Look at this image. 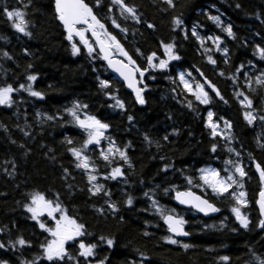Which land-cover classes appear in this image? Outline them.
I'll return each mask as SVG.
<instances>
[{"label":"trees","instance_id":"obj_1","mask_svg":"<svg viewBox=\"0 0 264 264\" xmlns=\"http://www.w3.org/2000/svg\"><path fill=\"white\" fill-rule=\"evenodd\" d=\"M85 2L141 68L147 67L146 57L152 52L157 58H166L161 42L174 44L180 59L169 61L166 69L145 72L141 83V87L147 86L142 93L145 103L140 104L110 73L97 49L89 56L74 38L80 51L73 55L54 0H0V87L11 84L17 89L10 107L0 105V243L4 244L0 261L53 264L41 248L51 235L24 207L30 203L29 194L40 191L58 201L69 217L84 225L86 233L67 243V254L58 264H260L264 228L259 224L256 202L263 185L256 165L264 169V120L260 119L264 116V84L256 79L264 80V59L257 53V46L264 48V0H173L175 7L165 0H124L135 8L138 19L121 15L120 6L112 0ZM5 7L24 13L31 35L13 27ZM174 17L182 20L180 26L174 25ZM211 17H219L220 23ZM113 19L119 28L112 24ZM228 25L232 36L224 30ZM193 28L203 44L192 35ZM217 36L218 46L208 39ZM208 56L216 63H210ZM181 72L194 86L210 81L220 95L206 85L210 102L200 103L180 83ZM29 75L37 79L29 82ZM101 80H107L109 86L102 88ZM29 83L43 96H31L19 87ZM106 93L123 101L124 108L115 107V100ZM244 96L252 101L250 108L241 104ZM76 102L87 105L80 110L82 118L87 113L109 124L105 137L128 156L127 162L118 155L110 157L111 163L105 161L99 153L108 139L84 150L96 169L92 174L98 179L92 184L104 185L96 194L89 191V172L76 167L78 161L68 151L80 148L86 139V133L65 111ZM208 111L221 124L230 122L225 137L211 135ZM247 111L256 117L251 124L244 116ZM69 139L72 144L67 143ZM212 144L217 146L215 152ZM229 160L239 163L246 175L239 177L233 165L225 163ZM116 166L124 175L106 178ZM205 167L217 168L221 175L230 169L243 184V188L234 185L229 192L246 193L247 205L241 206V212L248 219L247 227L232 213L235 200L229 193L217 195L206 186L197 187L203 184L199 169ZM189 189L214 204L217 215L204 217L178 207L175 193ZM129 196L131 205L126 203ZM153 199L183 217L187 238L173 237L177 244L163 239L171 234L153 207ZM110 203L116 205L115 211ZM39 219L46 227L52 225L45 215ZM100 237L112 239L113 244L109 246ZM18 238L28 243L19 245ZM80 239L96 244L92 256L79 254ZM183 244L189 247L185 249ZM222 256L229 259L223 261Z\"/></svg>","mask_w":264,"mask_h":264},{"label":"snow or ice","instance_id":"obj_2","mask_svg":"<svg viewBox=\"0 0 264 264\" xmlns=\"http://www.w3.org/2000/svg\"><path fill=\"white\" fill-rule=\"evenodd\" d=\"M54 2L57 19L63 24V27L66 30V39L71 43L73 55L79 53L80 51L77 42L74 41V37L78 38L79 44H82L84 48H86L89 56H91L92 53L96 51V47H94V45L98 46V55L107 62V66L109 68H111L123 78L127 84V87L132 89L135 93L136 100L140 104L145 103L142 93L144 88L147 86L144 85L143 87H140L138 85L142 83L145 72L149 71V69H166L169 65V61L180 59V57L174 51V44L161 42V46L164 50V57L166 58H157V53L152 52L146 57L147 67L141 68L136 64V61L133 60L132 57L129 56V54L124 50L123 46L116 39V37L107 31L105 25L101 23V21L93 13V9L89 6V4L85 3V0H54ZM112 2L120 6L121 15L128 14L132 19H138L135 8L124 3V0H112ZM165 2L169 7H175L173 0H165ZM97 4H99V0H97ZM3 11L9 20H14L13 27L17 31L24 33L25 35H31V33L27 31L28 21L25 19L24 13L22 11L19 9L8 10L7 7H5ZM211 19L215 20L218 24L220 23L219 17H211ZM173 23L175 26H180L182 24V20L179 17H174ZM112 24L117 28L120 27V25L117 24L114 19L112 20ZM77 25H80V27ZM149 27H152V25H149ZM121 30L123 31L124 29ZM224 30L229 36L233 35L231 25H228ZM89 32L94 38L93 41H90L87 36V33ZM192 35L195 36L197 40H200L201 44H203L204 41L197 35L195 28L192 30ZM208 39H213L214 42L217 43V46L219 45L220 37H208ZM223 51L226 53L228 50L227 48H224ZM137 52H139V49H137ZM257 53L262 59H264V48L257 46ZM4 54L7 55V53ZM117 55L126 58V62L124 59H117ZM157 59L158 62H154ZM208 60L212 64L216 63L212 56H208ZM29 67H31V65H29ZM241 67H243V65H241ZM237 71H239V69H237ZM201 75H203V73H201ZM221 75H223V73H221ZM137 76H139V80L137 79ZM36 79L37 77L35 75H29L27 77L29 82L35 81ZM179 81L184 86V89L191 93L195 99L202 104H209L210 102L209 94L207 91H205L206 85L211 88V90L214 91L217 96L220 95L219 91L216 90L215 85H212L211 82L207 80H205L204 84L196 82L195 86L193 87V84L185 78L184 72L179 73ZM256 83L264 84V80H261L258 77L256 79ZM100 85L102 88H107L109 86V82L107 80H101ZM19 87L25 91H28L31 96H43V93L40 91H34L32 89L31 83H29L27 87H25L24 84L19 85ZM15 91H17V89L13 88L11 84L0 87V105H7L10 107L13 103L12 93ZM106 94L111 95V93ZM238 95H243V93H238ZM111 98L115 100V107L121 109L124 108L123 101L114 95H111ZM221 99H223V97H221ZM245 103L250 108L252 101L247 96H244L243 100H241V104ZM189 107H191V103H189ZM81 108H87V105H82L76 102L73 103L72 107L65 109V111L72 117V121L78 125L79 128L84 131V133H86V139L83 141L82 146L80 148L71 147L68 149V151L71 152L72 155L77 159L78 163L76 164V167L83 168L89 172L88 181L90 184H92V182L97 181L98 178L96 175L92 174V172L96 170L95 165L90 163V157L84 152V150L87 149L89 145L99 146L103 139H108L107 147L102 148L99 155L109 163H111L110 157H115L118 155L122 160L127 162L128 156L126 151L117 147L112 139L105 137V130L109 128V124L104 123L96 116L89 115L87 113H85L82 118L80 115ZM213 115L214 113L212 111H208L207 126L211 129V135L215 137L218 135L219 125L218 122L213 121ZM244 116L249 124H251L256 119V117L250 111L245 112ZM47 119L51 120L55 119V117L47 116ZM128 119L131 120L132 117L129 116ZM260 119L264 120V116L260 117ZM224 124L225 128L231 127V124L228 121H224ZM145 139L148 140V137L146 136ZM164 139H167V137H164ZM67 143L72 144L73 141L69 139L67 140ZM216 147V144H212L211 150L215 152ZM229 151H233V149L229 148ZM237 155L239 154L237 153ZM225 163L233 165L234 172L238 174L239 177H244L246 175L243 167L239 163H234L231 160L225 161ZM165 167L168 166L166 165ZM256 169L260 173L261 184L264 185V169H261L259 164L256 165ZM224 171L227 173L226 175H221V170L213 167L199 169V179L203 182V184H198L197 187L206 186L217 195L229 193V195L235 200V206L231 208L232 213L235 214L236 219L243 227H247L248 219L241 212V206L247 205V200L245 199L246 193L244 191H239L237 193L235 190L229 192V189H233L234 185L237 188H243V184L234 176L233 172H229L227 169ZM123 175L124 173L121 167L116 166L111 169V172L106 178L115 179L116 177ZM187 182L191 185L192 178L188 177ZM103 190L104 185L100 183L92 184V187L89 189V191L93 194L100 193ZM165 191H167V189H165ZM104 194L109 195V193L106 191ZM145 195L148 194L145 193ZM259 197L260 198L257 200V204L259 205L261 216H264V186L261 187ZM29 198L30 203L25 204L24 207L29 213H31V218L37 221L39 226L48 231L52 236V239L47 241V243L41 244V248H43V255L48 261H52L53 264H58V262L63 260L67 254L65 249L66 241H73L76 240V238L86 235L84 231V225L69 217L66 213V210L58 201L54 202L53 200L46 198V195L43 192H32L29 194ZM175 199L179 201L180 204L191 205L193 208L199 210L200 212H204L205 214L219 211V209L214 204L210 203L207 199H203L202 196L197 195L190 189L186 191H177L175 193ZM132 202V197L129 196L126 200V203L131 205ZM152 205L167 224L169 232L178 236L188 235V233L184 230V224L186 221L182 216H178L174 209H166L163 206H160L154 199L152 200ZM109 208L115 211L116 205L114 203H110ZM100 211H103V209H100ZM57 213H59V218L56 216ZM44 215L51 217L55 221L54 227H46L44 223L40 222L39 218ZM259 224L262 228H264V219H261ZM145 235H147V233H145ZM100 239L106 240V243L109 246L113 244L112 239H106L105 237H100ZM163 239L170 244L179 243L171 235L165 236ZM16 243L23 246L28 242H26L23 238H18ZM182 246L185 249L189 247L188 244H183ZM3 247L4 244L0 243V248ZM95 248L96 244L86 243L83 239L79 240V254L81 256L85 258L92 256L94 254ZM141 255L143 256V253H141ZM220 259L227 261L229 258L227 256H222ZM0 264H7V262L0 261ZM100 264H104V262L100 261ZM133 264H136V262H133ZM260 264H264V260L260 261Z\"/></svg>","mask_w":264,"mask_h":264},{"label":"water","instance_id":"obj_3","mask_svg":"<svg viewBox=\"0 0 264 264\" xmlns=\"http://www.w3.org/2000/svg\"><path fill=\"white\" fill-rule=\"evenodd\" d=\"M86 3V2H85ZM54 8H55V2H54ZM94 13V12H93ZM95 14V13H94ZM98 18V17H97ZM99 19V18H98ZM59 21V20H58ZM59 23L63 26V24L59 21ZM102 23V22H101ZM78 27H80V25H77ZM64 28V27H63ZM65 30V29H64ZM65 32H66V30H65ZM89 34V36L91 37V39L92 40H94V38L91 36V33L89 32L88 33ZM74 38H76V37H74ZM78 39V38H77ZM96 49H97V51H98V53H99V48H98V46H96ZM118 59V58H117ZM104 61V60H103ZM105 63H106V65H107V62L106 61H104ZM108 67V66H107ZM108 69H109V71L111 72V74L114 76V77H116L117 79H119L123 84H124V86H125V88L129 91V92H131L134 96H135V93L133 92V90L132 89H130V88H128L127 87V84H126V82L123 80V78L122 77H120L119 76V74L118 73H116L115 71H113L111 68H109L108 67ZM137 79H138V76H137ZM138 86H140V84L138 85ZM136 97V96H135ZM256 172L258 173V175H259V177H260V173L257 171V169H256ZM264 186V185H263ZM198 195V194H197ZM201 196V195H200ZM203 199H206V198H204V197H202ZM260 197L258 196V199H259ZM257 199V200H258ZM174 203L178 206V207H180V208H189V209H192L193 211H195L196 213H198V214H200V215H202V216H204V217H212V216H216L217 215V213H218V211L217 212H209V213H207V214H205L204 212H200L199 210H197V209H195V208H193L191 205H184V204H180L179 203V201H177L176 199H175V195H174ZM256 207H257V210H258V212H259V216H260V218L261 219H264V216H261V214H260V210H259V205L257 204V202H256ZM165 223V222H164ZM165 225H166V227L168 228V226H167V224L165 223ZM184 230L186 231V229H185V226H184ZM170 234H171V236H173L174 238H177V239H182V238H187L188 237V235L187 236H178V235H174L173 233H171L170 232Z\"/></svg>","mask_w":264,"mask_h":264},{"label":"rangeland","instance_id":"obj_4","mask_svg":"<svg viewBox=\"0 0 264 264\" xmlns=\"http://www.w3.org/2000/svg\"><path fill=\"white\" fill-rule=\"evenodd\" d=\"M119 57H122V56H119ZM124 58V57H123ZM126 59V58H125ZM186 79H188L187 77H185ZM189 80V79H188ZM189 82L191 83V81L189 80ZM193 87H194V85H193ZM205 91H206V86H205ZM213 121L214 122H218V125H219V127H218V133H220L223 137H225V135H226V130L228 129V128H225V124L223 123V124H221L219 121H216V120H214L213 119ZM228 171L229 172H232L230 169H228ZM45 216H47V215H45ZM56 216H57V218H59V213H57L56 214ZM47 218L52 222V225L50 226V227H54L55 226V221L51 218V217H48L47 216ZM50 234V233H49ZM51 235V234H50ZM51 239H52V236H51ZM68 242H72V241H66V243H65V247H66V245H67V243Z\"/></svg>","mask_w":264,"mask_h":264}]
</instances>
